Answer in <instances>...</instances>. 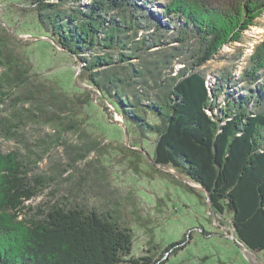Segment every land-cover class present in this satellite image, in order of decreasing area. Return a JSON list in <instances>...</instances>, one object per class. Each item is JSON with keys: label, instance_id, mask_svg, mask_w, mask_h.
I'll use <instances>...</instances> for the list:
<instances>
[{"label": "trees", "instance_id": "1", "mask_svg": "<svg viewBox=\"0 0 264 264\" xmlns=\"http://www.w3.org/2000/svg\"><path fill=\"white\" fill-rule=\"evenodd\" d=\"M29 3L41 35L79 57L81 78L123 116L128 132L152 137L154 159L207 187L212 210L231 212L237 238L264 252V41L239 70L245 93L236 95L232 86L228 90L234 75L209 85L198 69L224 44L239 40L264 10V0ZM152 4L161 9V17L149 8ZM11 37L0 32V107L11 100L12 115H19V105L45 98L39 94L42 84L31 82L29 65L7 50ZM191 39L196 48L188 65L178 58ZM175 60L182 66L170 69ZM20 88L25 92L15 93ZM53 90L47 92L49 102L58 97ZM38 109L47 122L67 119L76 128L80 121L53 109L46 115L43 104ZM6 120L2 133L13 137L18 125ZM32 170L20 151L0 149V264H165L163 255H134L131 228L109 211L26 205L52 184L50 177L31 175ZM180 248L177 242L164 250Z\"/></svg>", "mask_w": 264, "mask_h": 264}, {"label": "rangeland", "instance_id": "2", "mask_svg": "<svg viewBox=\"0 0 264 264\" xmlns=\"http://www.w3.org/2000/svg\"><path fill=\"white\" fill-rule=\"evenodd\" d=\"M149 8L161 17V9L156 4ZM32 15L29 0H0V32L12 36L7 41V50L29 65L30 80L42 84L39 94L45 98L42 102L25 103L23 108L19 105V115H12L11 100L0 107V149L20 151L33 168L31 175L41 174L52 181L41 194L26 201V205L46 208L59 203L109 211L131 228L134 255H163L165 264H262L258 259L264 261L263 251L256 254L243 251L226 235L228 228H232L231 212L220 215L208 209L201 192L192 189L170 168L152 162L155 150L152 137L141 136L133 129L124 136L119 122L113 121L120 116L110 104L81 78L80 72L75 80L79 66L82 69L79 57L51 45L48 36L41 35ZM254 22L241 32L239 40L224 44L214 58L198 68L209 85L220 76L234 75L228 81V90L232 86L236 95L245 93L246 82L238 79L239 70H243L248 56L264 41V10ZM256 27L263 30L258 35L253 32ZM143 34L140 29L138 35ZM172 35L173 30L165 33L168 39ZM41 36V39L34 38ZM185 48L178 59H184L189 65L193 60L190 52L196 43L191 39ZM181 66L175 60L170 69ZM49 89L58 94L55 102L48 100ZM25 90L20 88L15 93ZM223 97L222 93L218 101ZM40 104L48 111L46 115L53 109L64 117L76 116L80 120L77 127L68 126L71 122L67 119H63L64 124L42 120ZM253 108L251 105L250 109ZM32 111L33 119L28 116ZM6 119L18 125L13 137L2 133ZM188 182L197 184L189 179ZM177 242H181L180 249L165 252L167 246Z\"/></svg>", "mask_w": 264, "mask_h": 264}, {"label": "water", "instance_id": "3", "mask_svg": "<svg viewBox=\"0 0 264 264\" xmlns=\"http://www.w3.org/2000/svg\"><path fill=\"white\" fill-rule=\"evenodd\" d=\"M11 35V34H10ZM14 37H17V38H21V37H18V36H15L14 35ZM43 36H41V37H34L35 39H41ZM49 39H50V44L51 45H55L56 47H58V48H60V49H62L63 51H65V52H67V53H69L70 55H72L71 53H70V51H68L67 49H65V48H63L61 45H59L57 42H55L53 39H51L50 37H48ZM73 57H74V55H73ZM81 71V69H80V66H79V68H78V70H77V72L75 73V80H77V76H78V74H79V72ZM90 87H92L93 89H95V90H97L98 92H99V90L96 88V87H94V86H92V85H89ZM99 94H100V92H99ZM100 97H101V99L102 100H104V101H106L102 96H101V94H100ZM111 106V105H110ZM105 107V106H104ZM103 107V108H104ZM112 107V106H111ZM105 109V108H104ZM109 109V108H108ZM112 110L115 112V114H117V115H119L120 117H119V119L116 117V118H113V121L115 122V121H117V122H119V125H121V127L123 128V130H124V136H128V130H127V127H126V125H125V123H124V120H123V116L120 114V113H117L114 109H113V107H112ZM128 147H131V148H133L132 146H128ZM133 149H136V150H139L138 148H133ZM141 151H142V149H140ZM139 150V151H140ZM147 157L149 158V160L151 159V157L147 154ZM152 162L154 163V164H157V165H161V166H165V167H167V168H170L171 170H173L174 172H175V174H176V176H178V177H180L182 180H184V181H186L191 187H192V189H195V190H197V191H199V192H201L202 194H203V196H204V198H205V200L207 201V203H208V209H212L211 208V205H210V194H209V190L207 189V187H204V186H202L200 183H197L196 185H194V184H191V183H189L188 182V179L189 180H191L188 176H186V175H184L183 173H181L180 171H178L172 164H169V163H166V164H161V163H158L155 159H154V156L152 157ZM193 181V180H192ZM210 211V210H209ZM214 212V211H213ZM229 212V211H228ZM226 213V212H225ZM224 213V214H225ZM216 214H219V213H216ZM220 215H223V214H220ZM220 223V222H219ZM221 224V223H220ZM226 235L227 236H229L230 238H232L240 247H241V249L243 250V251H249V252H251V253H255V252H258V251H254V250H251L250 248H248L243 242H241L238 238H237V236L235 235V230H234V226H233V224H232V228H228V231H226ZM256 254V253H255ZM262 264H264V261L263 260H261V259H258Z\"/></svg>", "mask_w": 264, "mask_h": 264}, {"label": "bare ground", "instance_id": "4", "mask_svg": "<svg viewBox=\"0 0 264 264\" xmlns=\"http://www.w3.org/2000/svg\"><path fill=\"white\" fill-rule=\"evenodd\" d=\"M262 31H263V30L261 29V27H256V28L253 30V32H254L256 35L260 34ZM263 35H264V34H263ZM255 43H256V42H255Z\"/></svg>", "mask_w": 264, "mask_h": 264}]
</instances>
